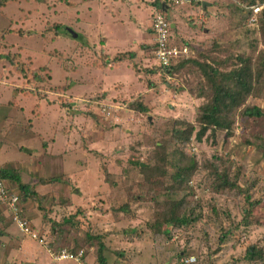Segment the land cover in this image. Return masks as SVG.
<instances>
[{"label":"rangeland","instance_id":"374dc122","mask_svg":"<svg viewBox=\"0 0 264 264\" xmlns=\"http://www.w3.org/2000/svg\"><path fill=\"white\" fill-rule=\"evenodd\" d=\"M188 1L199 8L200 2H207L210 9L191 27L197 31L195 40L189 41L194 42L189 44L194 59L208 63L232 57L219 66L228 70L235 55L254 57L258 50H264L259 45V28L249 24L250 12L243 7L250 0ZM147 2L149 10L144 12V19L152 16ZM72 17L65 0H0V169L20 168L29 184L55 178L51 184L36 186L41 201L34 197L21 205L43 240L42 245L37 244L51 250L82 251V264H97L98 243L88 241L86 234L99 236L107 264H264V116H236L230 137L224 132L214 136L208 133L202 142L192 137L182 145L181 150L198 162V170L185 187L168 176L144 181V175L129 161L144 164L155 143L167 141L171 120L195 123L203 103L194 96L199 69L189 66L167 75L156 68L153 45L147 43L149 47L141 49L143 59L138 63L142 84L135 83V74L124 65L117 79L107 81V85L134 83L135 89L125 92L134 96L102 97L100 94L118 87L102 93L101 86L90 82L83 65L97 56L98 50L88 45L81 25ZM100 21L106 25L114 20L104 11ZM192 22L185 19L188 31ZM171 23L170 34L174 36V21ZM150 35L148 38H153ZM114 37L110 47L106 46L112 56L128 51L126 44ZM68 78L74 79L72 88L80 98L97 95L92 104L70 101L72 92H65ZM140 97L148 108L146 114L128 108ZM45 102L53 105L46 106ZM246 105L264 110V95L260 100L249 99ZM55 130L66 132L67 145L60 139L52 146ZM43 142L48 154L61 157L62 168L37 159V152L43 155L45 150ZM209 163L225 170L243 194L235 189L214 193ZM6 184L16 190L13 183ZM245 195L262 201L254 208L249 224L243 221ZM182 199L187 203L183 214L194 221L179 227L163 224L162 233L156 232L152 225L161 219L166 207H172L170 201ZM4 208L0 205V216L9 218ZM72 216L73 222L61 225L57 237L50 239L52 223ZM249 248L259 257H249ZM190 257L195 261L185 263ZM72 262L59 264H77Z\"/></svg>","mask_w":264,"mask_h":264},{"label":"trees","instance_id":"16d2710c","mask_svg":"<svg viewBox=\"0 0 264 264\" xmlns=\"http://www.w3.org/2000/svg\"><path fill=\"white\" fill-rule=\"evenodd\" d=\"M11 1L14 0H7V2ZM261 3H263L261 0H259V2L258 0H250L248 6H243L250 12L247 16L248 19L253 16V11L250 7L260 5ZM154 4L155 8L156 3ZM202 4L203 3L200 2V8L204 11L207 10L208 6H203ZM255 26L259 28V45L264 48V8L257 15ZM147 47H149V45ZM194 55L182 60L170 68H163L159 65L156 66L157 69L167 75L170 72H179L189 66L197 67L200 73L198 78L199 87L195 91L194 96L203 99V103L198 108L195 123L179 119H173L170 121L171 126L168 131L166 130V135L168 136L167 141L156 142L154 150L150 152V155L144 164L139 160H133L132 162L129 161V165H133L144 175V181L146 182L153 178L164 179L168 176L173 183H178L179 186L185 187L198 170V162L194 156L188 155L181 150L182 145L188 143L192 137H194L197 142H202L203 138L208 133L209 135L214 136L217 132H224L226 137H230L236 116L257 119L264 116V110L259 106L246 105L249 99L260 100L264 95V50H258L254 57L246 54L239 56L235 55L233 58L234 63H231L228 70H221L219 66L229 62L232 57H224L220 60L213 59L212 62L201 63L194 59ZM134 58L135 54L132 53L119 54L114 60H110V62L116 63L125 60L132 61ZM132 65L136 74L139 75L140 65L135 62H132ZM138 101L135 100L128 104V108L137 111L138 114H146L148 108L141 103L142 97H140V100ZM170 147L172 149H168ZM153 162L157 163L153 164ZM208 165L209 167H212L210 175L212 177V182L210 186L214 193H224L228 190H237V194H243L242 189L235 181L229 179V174L225 170L219 169V167L213 163H209ZM54 181L55 178H41L38 182L29 184L25 183L23 180L20 168L0 169V183L4 184V186L6 185L10 191L18 196L20 205H23L22 202L31 199L33 200L34 197L37 198L36 201H41L42 197L38 196L36 186L51 184ZM7 182L13 183L16 190L14 191L9 188V184H6ZM170 202L172 203V207H166L167 205L165 204L166 208L165 211L161 213V219L152 225L156 232L162 233L163 224L169 226L172 225V227L173 225L179 227L194 221L188 215L183 214L187 205L185 199L180 201L173 200ZM245 202L246 210L243 214V221L249 224L251 219L250 216L252 215L254 208L262 201L253 200L249 195H245ZM0 205L3 204L0 202ZM38 209L41 210L40 208ZM5 210H7L6 207L4 208V211ZM21 210V215L25 217L22 208ZM7 212L9 214V219L11 220V215L8 210ZM46 216L47 215H44V217ZM71 219H74V216L63 220L62 223L53 222L49 229L50 239H53V235L57 237L61 225L73 222ZM164 233L168 235V232ZM86 238L88 241H96L98 243L97 264H107L105 257L102 255L104 244L99 240V236L86 234ZM50 246L52 247V244H50ZM247 253L252 259L259 257V254L255 249L251 250V248H249Z\"/></svg>","mask_w":264,"mask_h":264},{"label":"crops","instance_id":"0c3cea01","mask_svg":"<svg viewBox=\"0 0 264 264\" xmlns=\"http://www.w3.org/2000/svg\"><path fill=\"white\" fill-rule=\"evenodd\" d=\"M106 3H109L110 6L106 5ZM147 3V0H65V6L68 8L70 14L73 16L72 20L75 21L77 24L81 25V30L84 39H87L88 45L93 47L94 50H98L97 56L93 57L91 61L85 62L83 65V70L86 71V74H89L90 82L95 87L101 86L102 89L100 90V92L102 93L107 92V90L111 88L118 87V91L115 90L114 92H110L106 95L100 94L102 97H107L108 99H111L118 95H126V90L135 89L134 83L130 85H125L118 81L114 82L111 85H107L108 79L114 80L118 78L117 74L118 72L120 73V67L122 65H124L127 70L135 74V83H138L139 85L143 83L141 81L142 73L140 72L139 75L136 74L135 70L131 66L132 62H141V60L143 59L142 54H144L141 49L146 50V48H148L147 43H152V38H148V36H151L150 25L152 16L149 19H144V12L149 10V7H147ZM202 3H205L207 4L205 6H208L207 2ZM189 4L190 2L188 0H185L184 3L178 6L177 8L174 7L165 11V14L170 24H172L171 21L173 20L175 25L173 27V31H176L174 33V36L173 34H170V41L172 44H175V42H183L184 44L194 45V42L189 41L195 40L193 36H195L197 31L195 33V30L191 27H193L196 22H199L201 19L204 18V16H201V13H204V10L197 6ZM149 6L152 9L153 15L155 4L152 0H149ZM181 7H186V10L182 9ZM208 7L207 11L210 10ZM104 11L110 13L112 19L114 20L112 24L108 23L104 25V23L100 21L101 12L103 13ZM190 16L192 17L188 18ZM186 18L193 21L190 24L188 23L190 25L188 29H190L191 31H188L187 28L184 26ZM180 25H182V27H180ZM108 27H111V29L110 32L107 34L105 31L108 29ZM184 27L186 29H184ZM88 33H90V36L88 35ZM113 35L119 43L126 44L128 51L118 52L114 54V56H112L106 46L110 47L109 44ZM72 38H76V35L73 34ZM97 41L98 43H96ZM128 53L135 54L134 60H125L116 63L110 62V60H114V58L119 54ZM75 72L76 69L74 72L72 71L71 73L75 74ZM68 80L66 81L67 88H65V92H67L68 90L69 92H72V94L69 96V99L70 101H72L73 104L93 103L97 95L94 98H87L85 94L80 98L78 93H76L72 88L74 79L68 78ZM126 96H128V99H130L134 95L130 94ZM45 105L47 106L53 104H50V102H45ZM59 118H62L63 120V117ZM36 127H40V124H37ZM31 134L32 136L41 139V136L39 134ZM52 137L54 138V141L50 142L52 146L56 145V143L60 139L64 142V145H67L68 135H66V132H59L58 130H55ZM43 145L45 146V150L42 151L43 155H40V153L37 152V159L43 158L48 162V164L51 165L52 163H56L58 164V167L62 168L63 163L61 157L59 155H53V153L48 154L46 143L43 142L42 146ZM30 164H32V166H35V164H33V162L31 161ZM3 218L4 217L0 216V264L61 263V261L58 262L52 259L49 253L50 248H48L47 245H45L44 247L38 245L37 241H34L29 237L23 235L12 222V220H9L8 216H5L4 219ZM82 263L83 261L77 264Z\"/></svg>","mask_w":264,"mask_h":264},{"label":"built area","instance_id":"2783aa9c","mask_svg":"<svg viewBox=\"0 0 264 264\" xmlns=\"http://www.w3.org/2000/svg\"><path fill=\"white\" fill-rule=\"evenodd\" d=\"M184 1L185 0H153V2L156 3L150 25L151 33L153 35V59L163 68H170L182 60L190 58L194 55L193 49L189 46V44L178 46L171 43L170 22L164 11L165 8L167 10L175 6L182 5ZM263 8L264 2L260 5L250 7L253 11V16L249 19L250 25H256L257 15L263 10ZM102 112L107 115L109 114L106 112L105 108H102ZM0 202L7 208L11 215L12 222L23 235L43 244V240L41 239L39 233L34 230V228L30 225V222L21 215L22 210L18 196L2 183H0ZM49 253L52 259L58 262L74 261L75 263H81L84 256L82 251L74 253L65 248L60 250L49 249ZM194 261L195 259L190 257L185 260V263H193Z\"/></svg>","mask_w":264,"mask_h":264},{"label":"water","instance_id":"95a60500","mask_svg":"<svg viewBox=\"0 0 264 264\" xmlns=\"http://www.w3.org/2000/svg\"><path fill=\"white\" fill-rule=\"evenodd\" d=\"M202 5L205 6V5H207V4L203 3Z\"/></svg>","mask_w":264,"mask_h":264}]
</instances>
